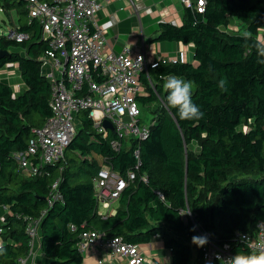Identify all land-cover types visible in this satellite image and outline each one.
Returning a JSON list of instances; mask_svg holds the SVG:
<instances>
[{
	"label": "trees",
	"instance_id": "16d2710c",
	"mask_svg": "<svg viewBox=\"0 0 264 264\" xmlns=\"http://www.w3.org/2000/svg\"><path fill=\"white\" fill-rule=\"evenodd\" d=\"M198 1L184 7L180 26H158L155 41L192 45L196 65L161 61L148 72L153 88L147 75L141 76L146 95L137 102L140 107L156 105L155 123L139 145L136 180L122 192L115 215L103 217L91 179L102 164L125 177L136 161L133 147L113 151L110 142L115 136L103 139L87 112L79 113L81 128L63 160L44 167L40 177L24 178L16 170L12 155L25 152L31 131L52 116L51 83L39 61L50 48L37 23L29 21L24 1L0 0L6 14L16 12L12 31L28 36L22 42L0 36V53H6L0 56V68L16 65L24 87L15 94L0 80V208L7 210L0 223L7 254L0 256V264H17L28 255V220L47 209L56 180L63 200L48 209L40 226L45 264H82L76 245L88 230L139 246L159 236L171 251L167 264H202V247L191 242L199 236L197 228L210 232L217 245H229L233 254H250L235 241V233L254 236L257 224L264 222V65L256 63L253 47L264 31V0H205L202 12L197 11ZM233 21L242 32L227 31ZM245 32L252 36L247 42ZM169 74L193 83L192 99L203 118L181 120L168 107L163 85ZM220 79L227 80V92L218 88ZM84 173L88 180L75 183ZM142 175L146 183L140 181Z\"/></svg>",
	"mask_w": 264,
	"mask_h": 264
},
{
	"label": "built area",
	"instance_id": "2783aa9c",
	"mask_svg": "<svg viewBox=\"0 0 264 264\" xmlns=\"http://www.w3.org/2000/svg\"><path fill=\"white\" fill-rule=\"evenodd\" d=\"M22 1L26 4L29 21L37 23L42 40L49 44L50 49L39 61L42 75L51 83L49 106L52 116L41 128L31 131L25 152L12 155L16 170L24 178L40 177L44 175V167L54 166L63 160L66 149L78 132L75 122L81 124L78 115L87 112L88 119L103 139L110 133L115 136L110 142L113 151L133 147L136 165L125 177L115 173L109 164H102L91 179L97 210H110L128 185L136 180L141 166L139 145L149 137L155 123L153 115L145 122L142 118L137 98L145 96L146 91L140 78L147 75L153 88L148 77L149 70L157 68L161 61H175H149L144 53L132 55L128 47L119 55L114 54L106 34L115 26V21L110 18L106 23L99 24L97 18L102 3L114 0ZM129 1L134 8L132 0ZM178 1L185 8L192 6L190 0ZM204 5L205 0L198 1L197 11L202 12ZM227 31L232 32L230 28ZM8 38L22 42L28 36L13 30L8 33ZM104 122H108L113 130H107ZM140 181L146 183V175L140 176ZM58 187L59 180H56L50 186L47 209L39 217L28 220L25 232L30 250L26 257L17 260V264H33V258L40 252L42 219L49 208L63 200ZM3 210L7 212L5 208ZM110 213L115 215L116 211L111 210ZM1 232L0 228V235ZM197 232L199 236L206 235L208 238V243L201 250L202 264H223V260L216 259L217 254L221 257L234 255L229 245H217L210 232L198 228ZM235 241L244 244L250 253L264 250V222L257 224L254 236L235 233ZM76 247L81 254L86 249L96 248L114 259H124L127 264H149L139 245L125 243L121 238H107L93 230L83 232Z\"/></svg>",
	"mask_w": 264,
	"mask_h": 264
},
{
	"label": "crops",
	"instance_id": "0c3cea01",
	"mask_svg": "<svg viewBox=\"0 0 264 264\" xmlns=\"http://www.w3.org/2000/svg\"><path fill=\"white\" fill-rule=\"evenodd\" d=\"M135 7L129 0H114L111 3H102V10L97 13L99 24L106 23L110 18L115 21V26L110 29L106 38L109 41L112 52L116 55L128 47L132 55L144 53L149 61H158L159 59H171L172 61L187 62L196 65L193 58L192 45L182 43H159L155 41L156 31L159 24L171 23L180 26L184 7L178 0H132ZM228 28L232 32H240L243 29L233 21ZM263 33L264 31H260ZM8 69H17L16 65L4 67ZM3 69V70H4ZM0 76L11 75L6 71H0ZM20 78V77H19ZM22 84V83H21ZM15 94L22 92L23 85L15 83ZM115 205H117L115 207ZM118 202L113 203L110 210L100 208L98 214L107 217L113 214L110 211H116ZM6 212L0 208V222ZM174 238L181 240L173 231L167 230ZM141 251L147 259V263L153 264L159 262L167 264L170 260V253L164 247L163 241L156 236L149 244L140 246ZM35 264H45L47 260L43 257L41 251L37 252ZM82 264H127L124 259H114L101 249H86L82 253Z\"/></svg>",
	"mask_w": 264,
	"mask_h": 264
},
{
	"label": "clouds",
	"instance_id": "9594fccd",
	"mask_svg": "<svg viewBox=\"0 0 264 264\" xmlns=\"http://www.w3.org/2000/svg\"><path fill=\"white\" fill-rule=\"evenodd\" d=\"M243 39L247 42L252 39L250 32L243 34ZM253 47L256 50L257 60L256 63L264 65V38H258L253 42ZM218 88L222 92H227V80L220 79ZM167 92L166 102L170 109H175L181 120H198L203 118L204 113L200 107L193 102V83L175 74H169L165 77V83L163 85ZM191 215V211L186 213ZM194 225L191 231H195ZM191 242L197 247H203L208 243V238L204 236L194 235L191 238ZM227 247V245L225 246ZM7 254V249L3 242H0V256ZM217 260H223V264H264V250L258 253H239L227 257H221L219 254L216 256ZM33 264H35V258H33Z\"/></svg>",
	"mask_w": 264,
	"mask_h": 264
},
{
	"label": "rangeland",
	"instance_id": "374dc122",
	"mask_svg": "<svg viewBox=\"0 0 264 264\" xmlns=\"http://www.w3.org/2000/svg\"><path fill=\"white\" fill-rule=\"evenodd\" d=\"M17 25V15L16 12L10 11L8 12V14H6L4 11L1 10L0 8V36H7L8 33L10 31H12V29ZM242 32V31H240ZM258 38H263V33L259 32L257 34V39ZM0 68V71H6V73H11V75H4V76H0V80H3L5 83H7L9 86H13V88L15 89V83H18L19 85L22 86L20 78H19V73L17 69H8V68ZM1 73V72H0ZM24 88V87H23ZM156 107L155 104L149 106V107H140L141 108V113H142V118L144 120V122L148 119L149 116H152V112L154 110V108ZM76 127L78 129L81 128V124L79 125L78 123H76ZM88 180V175L86 173L81 174L77 180L75 181V183L78 182H85ZM117 205H115L116 207ZM191 258L192 261H196V255L194 253V249L192 248V252H191Z\"/></svg>",
	"mask_w": 264,
	"mask_h": 264
},
{
	"label": "water",
	"instance_id": "95a60500",
	"mask_svg": "<svg viewBox=\"0 0 264 264\" xmlns=\"http://www.w3.org/2000/svg\"><path fill=\"white\" fill-rule=\"evenodd\" d=\"M6 53L5 52H2V53H0V56H3V55H5ZM103 126L107 129V130H109V131H112L113 129H112V126L108 123V122H104L103 123Z\"/></svg>",
	"mask_w": 264,
	"mask_h": 264
}]
</instances>
